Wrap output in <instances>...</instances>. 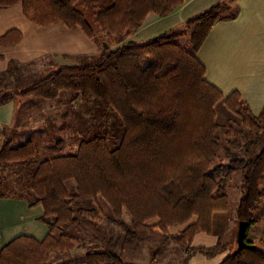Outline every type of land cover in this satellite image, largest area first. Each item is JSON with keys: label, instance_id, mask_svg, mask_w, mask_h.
<instances>
[{"label": "trees", "instance_id": "1", "mask_svg": "<svg viewBox=\"0 0 264 264\" xmlns=\"http://www.w3.org/2000/svg\"><path fill=\"white\" fill-rule=\"evenodd\" d=\"M228 1L210 6L157 37L125 42L149 13L164 17L183 0H0V9L19 4L25 19L35 25L79 28L96 44L109 37L115 46L103 42L108 49L101 47L95 61L60 66L17 91L4 90V75H0V106L17 98L54 100L69 92L111 109L122 125L121 139L113 148L108 137L99 134L81 140L73 155L33 162L26 198L29 207L41 205L40 221L48 233L42 241L27 236L10 240L0 250V264H51L53 253L77 248L78 239L64 233L62 227L75 225L84 215L95 216L96 211H86L80 204L99 199L111 211L112 223L124 231L125 241L145 230L161 242L157 254L162 255L165 246L173 243L181 247L186 260L192 255L194 236L210 235L213 215L228 208L224 188L217 180L225 167L229 173L242 175L237 221L243 230L240 249L219 264H264V250L247 240L264 199L260 187L264 126L238 92L224 97L208 83L205 68L196 59L211 28L229 18L220 15ZM21 37L19 31L10 30L0 37V47L17 45ZM182 38L188 48L179 43ZM220 102L246 133L216 123L215 106ZM221 130L226 156L243 150L244 157L222 163L217 153L223 146L217 136ZM256 147L258 151L248 157ZM34 158L30 142L13 146L4 141L0 145V167L25 164L26 168ZM69 181L75 186L73 195L65 189ZM125 212L130 228L124 225ZM154 220V225L147 223ZM179 225L185 228L170 236L167 229ZM155 228L159 233L153 232ZM83 263L125 264L113 252L94 249L86 252Z\"/></svg>", "mask_w": 264, "mask_h": 264}, {"label": "crops", "instance_id": "2", "mask_svg": "<svg viewBox=\"0 0 264 264\" xmlns=\"http://www.w3.org/2000/svg\"><path fill=\"white\" fill-rule=\"evenodd\" d=\"M221 1L183 0V4L177 6L164 17L149 13L140 28L125 42H141L157 37L181 26L183 22ZM230 2L237 12L232 13L234 15L226 12L220 14L224 18H229L218 21L211 28L197 51L196 59L205 68V80L208 83L217 88L224 97L233 91L238 92L252 114L259 118L263 116L264 112V0H229L228 3L230 4ZM10 30L19 31L22 37L17 45L0 47V75H4V85L10 84V82L12 85L14 82L27 81L17 90L29 86L35 79L38 80L46 76V72L51 68L81 65L77 63L80 59L96 57L99 54L96 42L89 40L81 29H68L62 24L47 27L35 25L25 19L19 4L0 9V37ZM45 57H51V60L45 64L41 63V59ZM18 99L22 102L17 103ZM57 99L49 101H56ZM43 101L48 100L17 98L0 106V129L5 133V135L1 134L3 142L9 141L13 146H18L26 141L34 147L35 158L26 164L29 167L25 168V164L16 166L18 171L20 168L23 169L22 171L28 177L29 170L34 169V161L39 164V162L48 159L45 156L47 155L45 150H48L49 146L53 147L57 144L51 141L54 133L57 135V132H61V128L57 131L52 127L51 122L46 121L47 115L50 114L54 121L55 114L66 115L68 113L69 115L72 112L73 115L77 116L76 122L85 121L84 117H78V115L81 116V113L77 108L59 106L49 110ZM221 105L223 106V103ZM62 124L64 125L63 121ZM67 126L63 128L70 131L68 132L69 135L64 131L60 136H56L60 141L56 146L57 154H60L58 156L75 154L80 142L78 138L80 131L78 129L73 130L70 122ZM4 178L8 184L4 183L5 190L0 191V250L10 240L19 236H27L36 241H42L46 237L48 229L40 221L43 214L41 205L29 207L25 197L29 181L27 184L23 182L17 185L15 181L13 182V176L7 174V176L2 177L5 181ZM1 181L0 186H2ZM13 186L18 189L22 186L24 192L20 191L18 195L12 196ZM65 189L69 195L75 194V186L70 181L65 183ZM98 201L92 202L90 209L82 207L84 203L80 204V207L86 211L99 213L105 209L107 215H111L107 204L103 202L105 206L98 205ZM85 217L86 215L70 227L74 228L82 222H86ZM110 221V225L115 226L112 223V218ZM155 222L154 220V222L148 223L154 225ZM184 228L185 226L180 225L169 227L168 234L174 236ZM153 232L159 233L157 228L153 229ZM108 233H111L110 230ZM71 236L75 237V235ZM223 244L222 240L218 238V234L215 235L212 232L210 235L197 233L190 245L193 248L192 255L186 260L181 258V264H219L225 256L230 255L233 251L232 245L226 248ZM70 252L73 255L78 251L72 252L70 250ZM52 256L53 254L51 260ZM71 264L76 263L73 261Z\"/></svg>", "mask_w": 264, "mask_h": 264}, {"label": "rangeland", "instance_id": "3", "mask_svg": "<svg viewBox=\"0 0 264 264\" xmlns=\"http://www.w3.org/2000/svg\"><path fill=\"white\" fill-rule=\"evenodd\" d=\"M228 7H223L220 10V14L222 12H226L227 14L236 13L237 10L234 9V6L230 2L228 3ZM234 15V14H232ZM103 42L108 43V46L110 48L113 47L112 40L109 37H105V39H102L101 42L97 43V49H98V55L101 53V47ZM179 43L184 45L188 48V43L186 41V38H182L179 40ZM103 48V47H102ZM98 55L96 57H89V58H83L80 59L79 64L86 65L88 63H91L95 61L98 58ZM51 60V57H45L41 59V63H48V61ZM48 65V64H47ZM56 68H51L46 72L48 73L54 71ZM24 75V74H23ZM27 77V76H26ZM40 77V76H35ZM27 78H30L29 76ZM27 83L26 82H14L11 85L6 84L4 85V90L6 91H12L17 90L19 86H23ZM2 85V86H3ZM0 86V90L3 88ZM19 89V88H18ZM22 102L20 99H18L17 103ZM45 102V105L47 109H54L59 106H64L67 108H73L78 109V111L81 113V116L78 115L79 118L84 117L85 121L81 122L80 120L76 122V117L73 115L72 112L66 114V115H56L54 121L52 120L50 114L46 116V121L51 122V125L54 129L57 131L60 129L61 132H57L58 136H60L64 131L68 134L70 132L69 130H64L63 127H68V123H71V127L73 130L78 129L80 131V135H78L79 140H88L95 135L103 134L108 137L109 140V146L111 148L118 145L119 140L122 136V125L120 118L117 116V114L114 111H111L109 108H104L100 104H98L96 101L92 99H87L86 101H83L79 96H73L69 92H63L60 94V97L56 101H43ZM47 102V103H46ZM222 102H220L218 105H216V123L223 127L225 125H230L233 128L237 129L238 131L247 132L245 131L241 125L239 120L231 115L230 113H227L225 107L221 105ZM21 106V104H20ZM29 107V106H27ZM88 112V113H87ZM68 115V116H67ZM25 117V115H24ZM23 117V118H24ZM26 118V117H25ZM71 120V121H70ZM259 123L264 126V112L263 116L258 118ZM62 121L64 122V125L62 124ZM78 125V126H77ZM77 126V127H76ZM76 127V128H75ZM0 129V145L3 143V138L1 134L5 133ZM52 143H59L58 138L56 137V133H54ZM69 135V134H68ZM72 136V135H71ZM217 136L222 142V148H219L218 150V157H220L222 163H227L230 159L233 157H244L243 150L242 151H235L231 152L228 157L226 156L224 146H226L225 138L223 130L217 131ZM248 140H253V136L250 134H247ZM77 140V139H76ZM2 141V142H1ZM75 143V141H74ZM245 140L242 141L241 144H244ZM57 144L55 146H49V149L45 150L47 153V158L50 157H56L60 154H57ZM259 147H256L252 150L250 155L248 157H252L257 151ZM67 150V149H65ZM44 156V157H45ZM40 159V157H38ZM43 158V157H41ZM17 165L14 164V166L6 165L5 167H0V181H1V189L0 191H4L3 184H8L2 179V177L5 175H11L13 176V182L22 184L29 181L22 171L23 169H17ZM16 168V169H15ZM218 182H220L221 186L224 188V194L227 197L228 202V208L225 212H219L214 215V221H213V231L212 233L217 235L220 240L224 243L223 245L226 246V248L233 247V251L231 254L234 253V251L237 248V236H238V230H239V221H237V208L240 198L242 197V175L241 173H229L227 167L222 171V173L217 177ZM73 184V182L71 181ZM16 185V184H15ZM260 187L261 189H264V176L262 177L260 181ZM20 191L24 192V188L22 186L20 189H18L16 186H13L12 188V196L18 195ZM27 196V193L25 194V197ZM103 205V201L99 199L98 205ZM90 206L92 207V202L84 203L82 207L85 209H90ZM105 206V205H103ZM106 208V207H105ZM106 210L103 209L97 213H95V216L91 217L89 215H86L85 221L79 224L77 227H70V226H63V232L68 235H75L77 237L80 245L72 250V252L78 251L76 253H73L71 255L70 253H53L51 263L52 264H71L73 261L76 264H83L85 260V254L89 250H100V251H110L116 254H119L122 261H124L125 264H181V258H185L184 251L181 249V247H177L173 243H169L168 246H165V250L163 251L162 255L157 254V251L159 249V246L161 242L159 239H154L150 237L147 231H140L137 235V237L134 240L125 241L124 240V231L122 228L118 227L117 225L111 226L110 224V218H112L111 215H107ZM264 215V199L260 200V203L258 205V208L255 212L254 218L256 219V223L252 225L247 233V240L254 245H256L260 250H264V218L262 217ZM123 221L126 228H130V217L125 212L123 214ZM154 222V221H151ZM148 223V222H147ZM149 224V223H148ZM108 226V228H107ZM108 229V230H107ZM110 230V234L108 231ZM168 231V229H167ZM176 234V233H175ZM193 252V249H192ZM230 254V256H231ZM185 260V259H184Z\"/></svg>", "mask_w": 264, "mask_h": 264}, {"label": "water", "instance_id": "4", "mask_svg": "<svg viewBox=\"0 0 264 264\" xmlns=\"http://www.w3.org/2000/svg\"><path fill=\"white\" fill-rule=\"evenodd\" d=\"M102 47H103V50L104 51H106L107 49H108V46L105 44V43H103L102 44ZM242 225L239 223V230L237 231L238 232V236H237V248H236V250L234 251V253L238 250V249H240V247H241V240H240V235H241V233H242Z\"/></svg>", "mask_w": 264, "mask_h": 264}]
</instances>
